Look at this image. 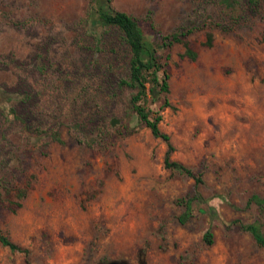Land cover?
I'll use <instances>...</instances> for the list:
<instances>
[{
  "label": "rangeland",
  "instance_id": "374dc122",
  "mask_svg": "<svg viewBox=\"0 0 264 264\" xmlns=\"http://www.w3.org/2000/svg\"><path fill=\"white\" fill-rule=\"evenodd\" d=\"M90 2L0 0V230L28 249L27 262L0 242V264H264L239 226L264 233L250 201L264 197V0H112L157 43L192 29L194 60L159 49L158 125L199 184L164 166L165 141L118 84L128 47L91 25Z\"/></svg>",
  "mask_w": 264,
  "mask_h": 264
},
{
  "label": "trees",
  "instance_id": "16d2710c",
  "mask_svg": "<svg viewBox=\"0 0 264 264\" xmlns=\"http://www.w3.org/2000/svg\"><path fill=\"white\" fill-rule=\"evenodd\" d=\"M225 1L230 3L234 0ZM247 2L251 6L259 4V0H247ZM88 17L94 27H109L119 31L123 43L127 45L129 51L128 72L126 77L119 79L118 84L133 89L129 102L138 121L148 127L155 137L165 141L167 150L164 157V166L186 174L193 178L196 184L201 183L200 174L195 173L189 166L171 159L170 154L173 151V145L170 142L169 135L162 132L158 125L162 119L161 111L163 108L170 106L167 96L170 73L166 63L169 55L163 57L159 49L169 48L175 43H181L184 51L180 56H186L194 60L197 57V52L189 46L187 40L192 29L165 34L161 37V41L157 43L146 35L135 17L125 11L116 9L112 5V0H91ZM205 44L207 46L212 44V34L210 32L206 35ZM152 106H156V108L154 109ZM24 194L25 189L20 190L19 195L24 196ZM250 201L264 206V197L260 198L253 195ZM190 203L191 200L186 202V210L183 213L186 217H189L191 213ZM181 220L184 221V219ZM239 226L242 230L249 232L258 245L264 247V233L258 222L239 223ZM203 238L206 243L211 244L213 242L212 232L209 229L206 230ZM0 242L12 251H22L25 258H28V249L11 241L2 230H0Z\"/></svg>",
  "mask_w": 264,
  "mask_h": 264
},
{
  "label": "water",
  "instance_id": "95a60500",
  "mask_svg": "<svg viewBox=\"0 0 264 264\" xmlns=\"http://www.w3.org/2000/svg\"><path fill=\"white\" fill-rule=\"evenodd\" d=\"M102 264H125V262L120 260H109L108 262L102 263Z\"/></svg>",
  "mask_w": 264,
  "mask_h": 264
}]
</instances>
